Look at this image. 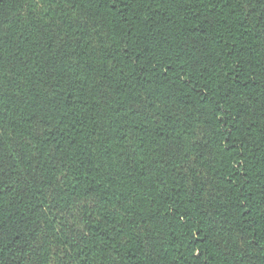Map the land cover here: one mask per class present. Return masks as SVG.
Here are the masks:
<instances>
[{"label":"trees","instance_id":"1","mask_svg":"<svg viewBox=\"0 0 264 264\" xmlns=\"http://www.w3.org/2000/svg\"><path fill=\"white\" fill-rule=\"evenodd\" d=\"M0 264H264V0H0Z\"/></svg>","mask_w":264,"mask_h":264}]
</instances>
